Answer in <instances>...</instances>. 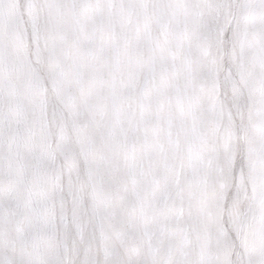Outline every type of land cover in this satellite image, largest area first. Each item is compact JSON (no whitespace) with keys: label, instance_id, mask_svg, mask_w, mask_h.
I'll list each match as a JSON object with an SVG mask.
<instances>
[{"label":"snow or ice","instance_id":"obj_1","mask_svg":"<svg viewBox=\"0 0 264 264\" xmlns=\"http://www.w3.org/2000/svg\"><path fill=\"white\" fill-rule=\"evenodd\" d=\"M0 264H264V0H0Z\"/></svg>","mask_w":264,"mask_h":264}]
</instances>
